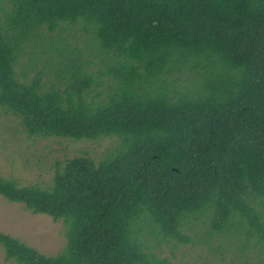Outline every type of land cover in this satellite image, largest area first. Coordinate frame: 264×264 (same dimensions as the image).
<instances>
[{"label": "trees", "instance_id": "obj_1", "mask_svg": "<svg viewBox=\"0 0 264 264\" xmlns=\"http://www.w3.org/2000/svg\"><path fill=\"white\" fill-rule=\"evenodd\" d=\"M0 110L29 134L118 140L46 186L0 175L66 235L46 254L0 230L7 262L160 264L142 225L183 242L199 217L264 247V0H0Z\"/></svg>", "mask_w": 264, "mask_h": 264}, {"label": "rangeland", "instance_id": "obj_2", "mask_svg": "<svg viewBox=\"0 0 264 264\" xmlns=\"http://www.w3.org/2000/svg\"><path fill=\"white\" fill-rule=\"evenodd\" d=\"M79 34L73 36V30L64 33L74 46L78 45L74 40ZM26 59L24 54L21 65ZM19 120L17 116L0 110V175L13 178L20 184L46 186L51 182L56 168H60L66 158L82 153L97 160L118 143L114 135L74 139L29 134ZM253 206L256 211L263 212L261 221H264V208H260L258 203H253ZM206 222L210 223L208 219ZM149 226L147 223L142 225L140 242L152 259L160 264H264L263 242L253 247L255 236L250 239L247 248L240 251L237 240L242 242V238L226 237L218 232L209 236L205 233L211 228L201 222L200 217L183 225L181 231L187 237L183 242L149 233L146 230ZM0 230L46 254H58L66 245L65 225L61 220L53 221L48 215L31 213L22 204L10 202L3 196H0ZM4 255L0 247V264H18L11 260L7 262Z\"/></svg>", "mask_w": 264, "mask_h": 264}]
</instances>
